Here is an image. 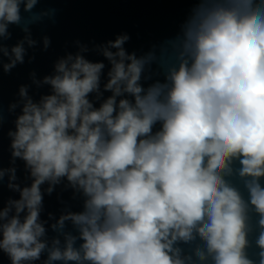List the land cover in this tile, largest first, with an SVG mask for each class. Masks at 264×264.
<instances>
[{
  "label": "clouds",
  "instance_id": "obj_1",
  "mask_svg": "<svg viewBox=\"0 0 264 264\" xmlns=\"http://www.w3.org/2000/svg\"><path fill=\"white\" fill-rule=\"evenodd\" d=\"M43 2L0 0V84L52 46ZM187 2L146 51L76 39L0 90L8 264H264V0Z\"/></svg>",
  "mask_w": 264,
  "mask_h": 264
},
{
  "label": "water",
  "instance_id": "obj_2",
  "mask_svg": "<svg viewBox=\"0 0 264 264\" xmlns=\"http://www.w3.org/2000/svg\"><path fill=\"white\" fill-rule=\"evenodd\" d=\"M191 4L187 0H44L37 6L41 8L57 9L56 23L45 21L33 26L34 37L49 35L52 46L47 52H36V61L33 64L18 66L11 75L3 76L0 90H2L5 108L10 100L14 99L18 85L28 83V72L35 69L39 75L51 71L52 62L57 56L63 55L65 46L73 50L71 42L79 39L82 42L95 40L102 42L113 39L120 32H127L131 40L126 44L129 51L147 50L151 44L162 41L173 35L179 23L185 18ZM13 39L8 43H15L20 33L13 27ZM89 59H103L95 54H89ZM5 124L4 131L10 127ZM8 140L3 139L4 162L7 164ZM9 193L6 189L4 196ZM64 194L65 199L68 198ZM45 206L48 211H58L60 205L56 201L55 194L45 197ZM0 264H8L7 257H0Z\"/></svg>",
  "mask_w": 264,
  "mask_h": 264
}]
</instances>
